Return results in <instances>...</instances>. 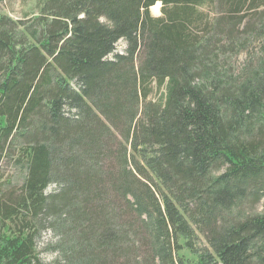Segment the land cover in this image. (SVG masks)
I'll return each mask as SVG.
<instances>
[{"label":"trees","instance_id":"1","mask_svg":"<svg viewBox=\"0 0 264 264\" xmlns=\"http://www.w3.org/2000/svg\"><path fill=\"white\" fill-rule=\"evenodd\" d=\"M35 6L0 8V264H264V0Z\"/></svg>","mask_w":264,"mask_h":264},{"label":"rangeland","instance_id":"2","mask_svg":"<svg viewBox=\"0 0 264 264\" xmlns=\"http://www.w3.org/2000/svg\"><path fill=\"white\" fill-rule=\"evenodd\" d=\"M38 0H3L0 3V8L3 14L8 15L11 19H23L27 16H31L35 14L36 3ZM155 5V4H154ZM160 7L158 4V8L153 10L151 7L149 9L150 14L154 17L160 16ZM213 11V9H212ZM264 11V10H263ZM263 18L246 22V24H250L254 30H256V36H252L250 38L245 39L246 48H244L236 57L234 62V67L237 73L241 71V69L245 68L247 65H255L259 60L264 59V12ZM253 20V19H251ZM242 26V25H241ZM240 26V27H241ZM239 26L238 32H241V28ZM125 49V43L123 40H118L115 45L114 52L122 53ZM239 71V72H238ZM154 93L152 92L151 97H153ZM155 95V94H154ZM10 168H6L4 171V176L11 177L9 182H11V186H6L4 192L9 191H18L20 176L15 171L9 170ZM7 174V175H6ZM54 188L53 185H50L46 192L51 191ZM15 191V192H16ZM264 205V198L258 203L257 209L260 210ZM56 244L55 235L48 231L42 230L40 236L37 240V251L39 253V257L42 261L49 263L52 261L56 254L54 252V246ZM186 257L192 258L185 251L183 252Z\"/></svg>","mask_w":264,"mask_h":264},{"label":"bare ground","instance_id":"3","mask_svg":"<svg viewBox=\"0 0 264 264\" xmlns=\"http://www.w3.org/2000/svg\"><path fill=\"white\" fill-rule=\"evenodd\" d=\"M158 2L155 4V5H153L151 8L153 9V10H156L157 8H158Z\"/></svg>","mask_w":264,"mask_h":264}]
</instances>
